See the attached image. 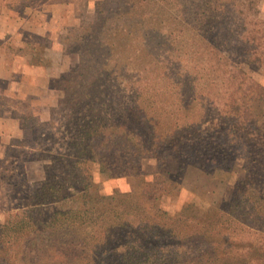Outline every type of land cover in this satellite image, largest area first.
<instances>
[{"label":"trees","instance_id":"obj_1","mask_svg":"<svg viewBox=\"0 0 264 264\" xmlns=\"http://www.w3.org/2000/svg\"><path fill=\"white\" fill-rule=\"evenodd\" d=\"M257 33L251 30L240 44L260 63L264 27ZM101 42L97 36L96 50L109 46V55L121 47ZM101 58L90 54L81 72L72 70L58 84L81 117L73 126L78 136L70 132L71 150L59 160L47 154L61 168L48 172L22 211L0 223V264H228L235 254L220 247L224 207L249 208L251 216L263 201L264 85L241 66L213 70L205 81L198 77L193 97L174 101L170 92L192 90L194 75L167 77L155 57L129 66L114 58L113 70L101 69ZM98 70L115 75L125 90L120 109L107 108L103 118L90 86L73 85L75 76ZM189 167L204 174L238 167L243 175L220 207L201 212L187 203L170 212L162 201L177 196ZM95 169L132 186L101 192ZM227 215L232 218V210Z\"/></svg>","mask_w":264,"mask_h":264},{"label":"rangeland","instance_id":"obj_2","mask_svg":"<svg viewBox=\"0 0 264 264\" xmlns=\"http://www.w3.org/2000/svg\"><path fill=\"white\" fill-rule=\"evenodd\" d=\"M263 27L264 0H0V223L22 211L48 172L61 168L47 154L59 160L71 150L68 138L73 130L78 136L73 126L81 117L74 115L73 102L69 106L58 84L72 70L81 72L90 54L102 56L101 69L113 70L114 58L127 60L129 66L133 60L155 57L167 77L194 75L189 94L180 87L170 92L174 101H182L194 96L198 77L205 81L213 70L228 73L241 66L264 85V60L254 61L256 55L240 44L251 30L259 36ZM97 36L102 46L111 42L121 47L110 55L109 46L96 50ZM122 84L100 70L75 76L73 82L76 89L90 86L102 118L107 108L120 109ZM213 84L220 88L221 79ZM93 172L101 192L132 186L126 178L106 179L97 169ZM242 175L238 167L207 174L189 167L177 196L162 204L170 212L187 203L201 212L220 207L231 200L233 185ZM260 204L251 216L249 208L224 207L220 247L235 254L228 264H264V195ZM231 210L232 218L227 215Z\"/></svg>","mask_w":264,"mask_h":264}]
</instances>
